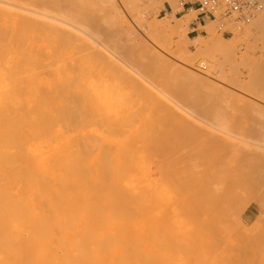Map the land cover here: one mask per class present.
<instances>
[{
    "label": "bare ground",
    "instance_id": "bare-ground-1",
    "mask_svg": "<svg viewBox=\"0 0 264 264\" xmlns=\"http://www.w3.org/2000/svg\"><path fill=\"white\" fill-rule=\"evenodd\" d=\"M99 1L106 4V7H110L108 10L118 12L114 11V0ZM82 2V0H76L71 7L68 0H0V264H151V260H155L152 257L156 258L152 264H186V258L168 254V251H165L166 243L162 241L163 236L172 235L175 240H178L191 235L193 241L197 238L201 240L199 243L205 242L209 245L211 243L209 235L216 229H222L223 226L230 224L234 217L232 213L235 215V212H230L229 205L222 204L223 199L220 203L216 201V205L212 202L215 207L209 202L210 198H206L207 202L203 203L205 195L201 194V191L199 195L197 190H195V198L187 191L182 195L186 193L189 195L182 196V191H179V198H177L179 200L189 197L185 199L189 201L191 196L192 200L190 199L188 204L185 200L183 204L179 201L180 204L177 203V205L181 206L176 207V203L171 202V190L174 191L175 188L181 190L184 184L180 186V183L173 179L175 175L171 169L174 170V164L170 171L164 167V163L165 166L170 163L165 160L166 157L175 156L174 151H170L171 144L166 147L164 145L168 143L169 136L167 140H164L166 141L164 144L161 143L164 147L158 143L165 134H169L167 133L169 127H163L165 124L163 121L166 119L159 120V117L165 118L161 111L164 114L168 112L165 113L162 110L164 105H161V110L158 103V107L150 104V106L142 107L128 97L126 92L128 88L125 83L150 81L144 73H141L143 75L140 73L136 75L137 72L132 75L130 73L131 79L125 82L118 81L111 75L102 74L101 64L88 54L83 40L86 38L96 41L108 40L115 34L102 28H100L102 30L93 31L100 27L97 22L98 15L94 10L93 14L89 12L92 14V20L86 28V25L82 23L85 20L81 11ZM179 6L181 8L180 4ZM68 9L78 13L74 20V40L69 39L72 31L67 28ZM104 11L109 14L107 10ZM134 11L136 12L135 9ZM191 13H194L192 9L184 14ZM115 14L111 15L112 20L119 23V18H116ZM191 19L190 16H186L182 21L180 20L181 24H175L173 27L167 25L168 23H162L163 21L159 23L158 19L151 24L145 21L147 29L152 28L150 35L156 43L161 45L160 47L157 44L160 47L158 49L166 54L170 53L172 59L167 61L155 51V48L151 50L149 46L150 51L147 56L154 63L160 62V66L157 63L156 65L160 69L162 65L164 72L166 71L165 73H169L170 76L174 75L184 84L196 83V86H199L200 81L208 82L211 77L206 73H203L205 76L197 75L190 70L194 62L201 57L194 44L195 51L192 50L189 45L191 41L185 34V27L187 28ZM140 20L137 21L138 25L143 22ZM138 28L140 30L143 27L140 25ZM203 28L206 31L205 36L211 35L213 30L211 22L206 23ZM124 33L122 36L126 35V39L128 37L127 40H129L130 35ZM134 35L133 37L136 38L137 35ZM171 35L178 37L175 44L169 41ZM212 38L204 45L207 48L206 51L219 52L224 44L219 37ZM168 44L169 47H167ZM146 47L143 46L144 50H147ZM128 50L131 52L130 49ZM204 64L201 63L202 66ZM222 75L219 80L221 78L223 80ZM237 80L235 83L239 82V79ZM213 86L210 87L214 88ZM163 91L161 95L165 97ZM249 103L254 106L246 101V104L249 105ZM170 106L168 105L167 108ZM176 109H172V106L169 109V113L172 111L176 115L174 117L178 115ZM184 120L179 123L187 124ZM159 123L163 124V128ZM175 123L172 125H176ZM188 128L190 129V126ZM189 132L190 130L186 133ZM198 136L195 134L194 138ZM216 142L215 139L214 145L224 140L218 144ZM178 145L179 143L176 146L179 147ZM221 146L218 145V150ZM181 147H179L180 150ZM208 149L211 148H207L206 151ZM220 155L222 159L225 158L224 155ZM177 160L174 161L175 164L180 162ZM214 160L217 161L216 158ZM228 164L226 163V167H229ZM180 165H178L179 168ZM162 167L167 169L165 171H169V174L164 172ZM230 169L234 171L233 167ZM152 170L155 173L159 172L157 174L161 178L164 174L160 175V173L162 171L165 173L162 180L166 183L161 180L163 188L157 185V175H153ZM181 174L184 177V174ZM254 174L257 176H252L253 178L248 176L249 179L248 177L247 179L264 184V170ZM167 175H171L168 180ZM196 180L198 182V178ZM204 181V178L199 179V185L204 186ZM167 183L171 188L173 186L175 188L164 187ZM221 187L225 190L227 186ZM203 190L204 188L202 192ZM214 198L217 197L212 199L215 200ZM161 226L167 229L165 233L164 231L161 233ZM225 231L227 229H224ZM169 248L171 247L168 246ZM194 251L198 260H201V264H214L210 262L211 259H205L202 256L204 250L202 252L199 246Z\"/></svg>",
    "mask_w": 264,
    "mask_h": 264
},
{
    "label": "rangeland",
    "instance_id": "rangeland-1",
    "mask_svg": "<svg viewBox=\"0 0 264 264\" xmlns=\"http://www.w3.org/2000/svg\"><path fill=\"white\" fill-rule=\"evenodd\" d=\"M82 1H83L82 2L83 4H82V7H81V5H80V7H81L82 15L85 18V20L82 21L83 25H86V28L89 27L91 20H92L91 15L95 11L98 15V17H97L98 21L97 22H98L100 27L93 29V31H98L100 28H102L103 30H107L110 33L113 32L115 34L114 37H111L108 40H97L96 41V40H89L87 38H86V40H83L85 50H87V52H89L88 54L91 55V57L93 59L98 60V61H96L97 63L99 62L101 64V65L100 64L99 65L101 67L102 74L105 76L111 75L113 78L117 79L118 81L125 82V81H129L131 79L132 73L137 72L136 75L139 73H140V75H143L141 73H144V75H147V78L150 81L152 80V82H150V81L145 82V83L144 82H142V83L133 82L130 84L128 83L129 85L127 83H125L127 85L126 87L128 88L126 91L129 95L128 97H130L132 101L140 104L142 107L144 105H145L144 107L150 106V105H154V106L157 105V107H158V104H160L159 106H160V110H161V105L162 106L164 105V107H163L164 109H162V110L165 111V113L168 112V114H164V112L161 111V114H163L165 116V118L162 119L163 117H161V118L159 117V120H165L166 119V121H163V123H165L166 125L165 124L163 125L162 123H159V124H161V127H162V125L165 128L169 127L170 129L168 128V132H167L169 134H167V135L165 134L164 138H162L163 140L159 139L158 143H160V145L164 144V142H166L164 140H167L168 136L171 139V140L169 139L170 141L167 140L168 143L166 142V144H164V145L166 147V145L171 144L170 145L171 146L170 151H174L173 153L175 154V156H172V155H171L172 157L167 156L165 160L170 161V163L168 166H165V163H164V167H167V169H169V171H170L171 167H173V164H174V166H175L174 170H173V168L171 169L175 175L173 179L175 181H178L180 183L179 184L180 186L183 184H184L183 186H185V188L183 186H181V190H179V189L177 190V188H175L174 186L172 188H171V186H168V183L164 185V187L168 186V189L169 188H171V189L175 188L174 191L171 190V192H172V195L170 198V199H172L171 202L173 201L172 203H176V205H175L176 207L181 206V205H177V203L178 204H180L182 202L184 203L186 201L185 199L189 198V197H186L184 199L185 201L183 199L182 200L177 199V198H179V196H178L179 191L180 192L182 191L181 195H182V193L187 191L188 193L193 194V198H195V196H194L195 192H196L195 190H197L198 193H199V191H201L200 192L201 194L204 193L203 195L207 196V197L204 196L205 202L203 201V203H206L208 198H210L212 200V201L209 200V202H211V205H212V202L214 205H216L217 204L216 201L220 203V201L223 202V200H224V202L222 204L225 206H226V204H227V206L229 205L228 208L231 209L230 212H235V215H234V213H232L233 214L232 216H234V217H232L233 220H231L232 222H230V224H228L227 226H223L224 228L222 227V229H220V228L216 229L215 232L213 231L214 233L212 232L209 235V238L211 240V243L209 245H211V247H209V245H207L205 242H202V244L199 243L201 240H199L197 238H196V240L193 241V237H191V235L185 236L184 238H181V239L179 238L178 240H175V238L172 237V235H170V236L169 235L168 236L162 235L163 236L162 241L164 242V244L166 243L165 245L162 243V245L165 246L164 247L165 251L166 252L168 251V254L172 253L176 256H182V257L186 258L187 259L186 264H190V263L191 264H201V260L200 261L198 260L196 252L194 251L197 246L200 247L202 252L204 250L205 255L202 253L203 254L202 256L205 259H207V258L211 259L210 262H213L214 264L215 263L216 264H248V263L249 264H251V263H253V264H264V261H263L264 260V240H263L264 239V234H263L264 233V184L253 182V181H251L252 179L248 180L250 176L251 177L257 176L254 173L259 172V171L261 172V170L262 171L264 170V162H263L264 161V155H262V154H264V22H263L264 21V18H263L264 17V0H257L263 7L262 11L253 20H251L247 24H241V23H238L235 21H228V20H220V21L206 20V23L211 22V24L213 26V30L211 32V35L206 34V36H205L206 31L204 28H199L198 34H195V33L192 34L190 32V30L188 29L189 23H191L192 21H194L196 19L197 13L194 12L191 14L184 15V17L190 16L192 18L191 21L187 24V28L185 27V29H186L185 34L188 36V39L191 41V42H189V45L192 48V50L195 51L194 47H193V44H194L196 49H198V51H199V56H201L200 59H198L194 62L193 66H192L193 68H191L190 70H192V72H194L197 75L200 74L201 76H205L203 73H206V74H208L209 77H211V79H209L208 82L202 81L203 83H201V81L200 82L198 81L199 86H196L197 85L196 83L191 85V84H188L185 82L186 84H184L183 81H181L180 79L178 80V78L174 77V75L170 76L169 73H165L166 71L164 72V70L162 69V65H161V69H160V67H159L160 62L159 63H157L158 61L156 62L159 65V66H157L156 63L150 61L148 59V56H147V53L150 51L148 49V46H149V47H151L150 48L151 50H153L155 48V51L159 52L164 57V59H166L167 61L169 59H172V55H170V53L166 54L165 52L158 49L161 47V45L156 43V40H154V38L150 35V33L152 34V32H150L152 30V28L147 29L148 28L147 24L148 23L151 24L152 22H155L154 20L157 21V19L160 21V22L158 21L159 23H161L163 21L162 23H166V24L168 23L167 25H169L171 27L175 26V24H181L182 22L181 23H179V22H180V20L182 21V19L184 17L181 18L180 16L183 14L181 13V14L175 15L177 12H180L182 10V8H180V6H179V0H114V3H115L114 4L115 5L114 11H118V12H113L111 9L108 10L110 7L109 8H108V6L106 7L105 6L106 4L104 5V4L100 3L99 0H82ZM74 2H76V0H68V4H70L71 7L73 6ZM104 6H105V8H104ZM103 9L107 10L109 14H107ZM134 9L136 10V12L134 11ZM170 9H171V13H170ZM89 12H91L92 14ZM110 12L112 14L118 13L115 15H116V18H119V20L117 19L119 23L112 20V16H111L112 14ZM77 14L78 13L72 9L67 10V28L72 31V32L70 31L71 34L69 35L70 40H74V32H73L74 28H75L74 20H75ZM136 18L137 19L139 18L138 20H140V19L143 20L142 24L138 25V22H137L138 20H136ZM145 21H147V24L146 23L144 24ZM165 21H167V22H165ZM140 25H141V27H143L145 29L140 28V30H139L138 26L140 27ZM120 28L122 29L121 31L124 30L126 32V33H124V31H123L122 34L123 33L128 34V32H131L133 30L131 32V34L134 32L132 35L130 33L128 34V35H130L131 41H130V39L127 40L128 37L126 39V35H125V37H124V35L122 36ZM102 29H100V30H102ZM134 34L137 35L136 38H134L135 37ZM214 36L219 37L220 40L222 41V43L224 44V46L222 47L221 50H219V52H217L216 50H211V53H210V51H206L207 48L204 45L208 42V40H212L213 39L212 37H214ZM169 38H170L169 41L172 44H175L178 41V37L176 35H171V36H169ZM198 40H199V42H198ZM215 40H218V39H215ZM142 44H143L144 48H145V46H147L146 48L148 51L146 49H145L146 51L144 50ZM198 44L199 45L203 44V45L199 46ZM134 45L136 47H134ZM167 47H169V44L167 45ZM128 49H130L131 52H129ZM161 49L163 50V48H161ZM165 51H166V49H165ZM213 51H215V52L213 53ZM215 53H216V55H215ZM95 54L99 56V57L97 56L98 59H97V57L95 58V56H96ZM205 55H208V56L204 57ZM212 56H214L213 60H211ZM215 60L217 63L214 62ZM207 62L208 63L210 62L209 63L210 65L212 64L211 65L212 68L210 67V65ZM201 63H205V64L202 66ZM213 64H215V65H213ZM213 67H214V69H213ZM219 70H220V72H219ZM222 71L224 73H222ZM130 73H131V75H130ZM222 74H224V75H222ZM133 75H135V74H133ZM220 75H222L223 80H222V78H221V80H219ZM225 77L227 78V79H225L226 81L224 80ZM237 79H239V82L235 83L236 81H238ZM210 80H211V82H210ZM179 81H181V83H179ZM224 82H225V84H224ZM201 84H204V85H201ZM205 84H207V85L205 86ZM236 84H238V85H236ZM156 85H158L159 87ZM160 86H162V87H160ZM191 86H193V88ZM201 86H203V87L201 88ZM210 86H213L214 88H216V90ZM197 87H199V88H197ZM218 87H220V88H218ZM183 89L185 91H183ZM241 89H243V90H241ZM157 90H158V92H157ZM162 90H164L163 93L165 92V95L163 94V96H165V97H162V95H161ZM165 90H167V91H165ZM148 91H150V92H148ZM187 92H189V93H187ZM155 93H156V95H153ZM158 93L161 95V97ZM150 94H152V95L150 96ZM158 95H159V97H158ZM239 96L241 99L240 98L238 99ZM159 98L162 100H155V99H159ZM139 101L141 103H139ZM174 101H176V102H174ZM246 101H247V103H248V101L251 102V104H254V106L250 105V103H249V105L246 104ZM154 102H156V104H154ZM220 102H223V103H220ZM168 105L169 106L171 105L172 109H176V108L178 109V110L177 109L175 110L176 113L178 112L177 117H174L176 115H174L172 111H171L172 113L171 112L169 113V111H170L169 109H171V106L169 108H167ZM259 105H261V106H259ZM204 113H206V114H204ZM171 114H173V116ZM172 118H174L176 121H178L177 123H179L185 119L187 124L183 125V124L179 123L181 125L178 124L179 125L178 126L177 123H175L176 121ZM172 120H173V122H172ZM167 121H169V122H167ZM191 122H193V123H191ZM172 123H175L176 125H172ZM230 124H232V125H230ZM171 125H172V127H170ZM189 126H190V129L188 128ZM177 127H179V129ZM236 127H237V129L235 130ZM174 129H175V131H174ZM183 129H185V130H183ZM180 130H182V132L183 131H185V132L182 133ZM188 130H190V132L188 133L189 135L186 133ZM194 130L197 131V133H195L196 136H198L200 134V136H198V138L200 137L199 140L196 137L195 138L197 140L194 138V135H195ZM170 131H172V132H170ZM185 133H186V135H185ZM178 134H180V135H178ZM185 136L188 139H186ZM191 137H193V138H191ZM209 138H211V139H209ZM219 138H223V139L220 140ZM191 139H192V142H190ZM212 139H213V141H212ZM215 139L217 140L216 144H218L220 141L224 140V142L218 144L219 146L222 145L221 147H219V150H218V145H214ZM218 140H220V141H218ZM161 141H163V142H161ZM183 141H184V143H183ZM193 141H194V143H193ZM209 141H211L212 143ZM225 142H226V144H225ZM177 143H179V145H178L179 147L183 146V148L181 147V150L179 149V147L176 146ZM187 143H189V144H187ZM196 143H198V144H196ZM185 144H187V145H185ZM223 144H225V145H223ZM164 145H162V146L164 147ZM208 145H210V146H208ZM212 147H213V149H212ZM224 147H226V148H224ZM207 148H211V149H208L211 152H209L208 150H207L208 151L207 152L206 151ZM262 151H263V153H262ZM183 152H186L187 154L183 153ZM199 152L200 153L205 152V153L200 154ZM195 153H196V155H195ZM219 153L224 155L225 158L222 159V157ZM212 154H214L216 156H214ZM166 155H169V154H166ZM183 155H185V156H183ZM204 155H206V156H204ZM188 156L191 158H189ZM248 156H249V158H248ZM170 158L172 161L170 160ZM215 158L217 159V161L214 160ZM176 159H178L177 162L178 161H180V162L175 164ZM192 159L194 161H192ZM226 159H227V161H226ZM231 159H233V160H231ZM235 159H236V161L234 162ZM238 159H239V161H238ZM211 160H213V161H211ZM208 161H210V162H208ZM220 161L223 162V165H222V162H220ZM204 162H206V163L204 164ZM226 163L227 164L229 163L228 164L229 167H226ZM166 164H168V162H166ZM170 164H172V165H170ZM180 164H183V165H180ZM178 165H180V168ZM207 165H209V166H207ZM177 166H178V168H176ZM203 166L205 167V169ZM232 167H233L234 171L232 169H230ZM167 169L163 168L162 170H164V172H166L165 170H167ZM182 169H184V171H182ZM231 170H232V172H230ZM236 170H238V171L236 172ZM169 171L166 173L169 174ZM176 171L177 172L181 171V173L184 174V177L182 176L181 173H176ZM202 171H205V173L204 172L202 173ZM223 171H224V173H223ZM164 172L162 171L160 173V175L164 174V176H162L163 178H161V176H159L157 174L159 172H157V171H156V173H155V171L152 172L153 175H155V176L157 175L156 176V178L158 179L157 185H161V184L163 185V183H166V181L162 180L165 177ZM185 172H187V173H185ZM170 174L173 176L172 172ZM171 175H167V180L169 179L168 177H171ZM228 175H230V177ZM241 175H243V176H241ZM179 176H181V177L179 178ZM247 177H248V179H247ZM178 178H179V180H178ZM184 178L186 181L184 180ZM197 178H198V182H196ZM201 178L205 179L204 186L199 185L200 184L199 179H201ZM170 179H172V178H170ZM187 179H188V181H187ZM161 180L163 181V183H161ZM165 180H166V178H165ZM240 180H241V182H240ZM169 181L172 183L171 180H169ZM169 181H167V182H169ZM224 181H225V183H224ZM232 181H234V182H232ZM237 181H239V182H237ZM159 182H160V184H159ZM170 182H169V184L172 185ZM178 182H176V183H178ZM181 182H183V183H181ZM194 182H196V183H194ZM236 182L239 184H237ZM222 183H223V185H226L228 188L226 187L227 189L225 188V190H223L225 186L221 187V186H223ZM189 185H191V186H189ZM193 185H194V187H193ZM199 186H201V187H199ZM161 188H163V186ZM192 188H194V189H192ZM203 188H204V190L202 192ZM168 189H167V191H168ZM244 189H245V192H244ZM208 190H209V192H207ZM176 191H178V192H177V194L174 195L173 193ZM220 191H222V192H220ZM200 193H199V195H200ZM217 193L223 194V195H218ZM212 194H214L213 197H217V198H214L215 200L212 199L213 198ZM169 195H170V193L168 194V196ZM185 195H182V196H185ZM188 195H186V196H188ZM228 196L229 197L232 196V197L229 198ZM180 198H183V197L180 196ZM190 199L192 200L191 196H190ZM190 199H189V201L187 200L186 203L190 202ZM202 200H204V199H202ZM179 201H180V203H179ZM214 205H212V206H214ZM247 210L250 212V217L247 216ZM161 228H162L161 233H163V231L165 233V231L167 230L165 228V226L164 227L161 226ZM163 228H165V229H163ZM224 229L225 230L227 229V231L224 232ZM223 232H224V234H223ZM218 233H219V236H218ZM165 237H167V239ZM169 238H172V239H169ZM182 239H184V240H182ZM224 239H226V240H224ZM170 240H172V241H170ZM213 240H214V242H213ZM176 241H178V242H176ZM179 241H180V243H179ZM220 241L222 244L220 243ZM245 242H247V243H245ZM167 244H169V245H167ZM170 244H171V246H170ZM182 244H183V246H180ZM205 245H207L209 248ZM168 246L171 248L168 249ZM203 247H205V248H203ZM261 247L263 249H261ZM180 249L182 251H180ZM184 249L187 251L189 250V252L185 251ZM175 250H177V252ZM205 250H207V252H205ZM236 250H238V251L236 252ZM177 253H179V254H177ZM183 253H185L184 256H183ZM207 253L209 255L210 254L211 255L209 256ZM186 254H187V257H186ZM192 254H193V256H192ZM215 254H216V256H215ZM217 257H218V259H216ZM152 259L156 260L155 257H152ZM155 260L154 261L151 260V264H152V262L154 263ZM212 260H214V261H212ZM235 260H236V262H235ZM198 261H199V263H198ZM218 261H220V262H218ZM194 262H196V263H194ZM181 264H183V263H181Z\"/></svg>",
    "mask_w": 264,
    "mask_h": 264
},
{
    "label": "built area",
    "instance_id": "built-area-1",
    "mask_svg": "<svg viewBox=\"0 0 264 264\" xmlns=\"http://www.w3.org/2000/svg\"><path fill=\"white\" fill-rule=\"evenodd\" d=\"M183 13L192 9L209 21L228 20L247 24L261 11L257 0H179Z\"/></svg>",
    "mask_w": 264,
    "mask_h": 264
},
{
    "label": "crops",
    "instance_id": "crops-1",
    "mask_svg": "<svg viewBox=\"0 0 264 264\" xmlns=\"http://www.w3.org/2000/svg\"><path fill=\"white\" fill-rule=\"evenodd\" d=\"M183 11L184 10H181L180 12H177L175 15H178V14H181L182 13L183 15H181L180 17L183 18L184 15H186V14L183 13ZM170 13H171V9H170ZM205 24H206V19H204L203 17L197 16L194 21H192L191 23H189L188 29L190 30V32L192 34H194V33L195 34H198V29L199 28H203L205 26ZM248 212L249 211L247 210V216L250 217V212L249 213Z\"/></svg>",
    "mask_w": 264,
    "mask_h": 264
}]
</instances>
